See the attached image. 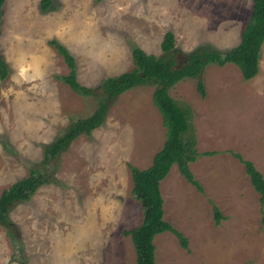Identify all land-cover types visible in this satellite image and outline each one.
<instances>
[{
    "label": "rangeland",
    "instance_id": "rangeland-1",
    "mask_svg": "<svg viewBox=\"0 0 264 264\" xmlns=\"http://www.w3.org/2000/svg\"><path fill=\"white\" fill-rule=\"evenodd\" d=\"M40 1L4 0L2 6L0 54L9 73L0 79V193L39 164L46 143L97 107L95 97L55 78L68 68L48 40L74 56L81 84L99 88L104 78L134 68V45L163 55L168 30L179 60L201 44L235 46L252 6L251 0H52L42 10ZM262 47L258 72L248 80L233 63H208L201 75L205 96L191 77L168 89L190 109L200 155L189 165L203 192L175 164L160 182L164 219L186 237L187 248L172 232L158 233L156 264H264V204L230 152L251 160L264 177ZM155 87L138 84L118 95L102 125L51 162L52 181L12 205L24 264H135L123 231L141 223L143 210L130 167H148L165 140L152 102ZM7 230L0 225V264H18Z\"/></svg>",
    "mask_w": 264,
    "mask_h": 264
},
{
    "label": "trees",
    "instance_id": "trees-1",
    "mask_svg": "<svg viewBox=\"0 0 264 264\" xmlns=\"http://www.w3.org/2000/svg\"><path fill=\"white\" fill-rule=\"evenodd\" d=\"M251 12L240 30V40L235 46L220 50L210 44H201L187 55L185 62L177 59L175 37L171 30L164 33L160 42L163 55L156 56L145 52L134 45L131 55L134 68L124 71L117 76H109L102 80L99 88L81 84L77 79V69L74 56L56 39L48 40L62 56L68 72L55 75V78L65 83L72 91L81 96H92L97 99V107L86 116L71 121L63 132L53 141L43 146L42 159L33 166L27 176L17 179L0 193V225L7 228V232L15 245L16 253L12 259L18 264H24L22 245L13 232L15 227L9 216L12 205L19 201H27L43 184L52 181L53 162L62 152L66 151L72 141L81 134L89 135L95 128L101 126L105 120L110 104L121 93L138 84H155L152 102L158 109L165 127V140L162 147L155 152L151 164L146 168L131 166L132 192L142 206L143 219L133 228L124 230L130 236L135 250V264H156L154 237L161 232H172L180 245L187 248L186 237L164 219L163 198L160 182L168 175L175 164L179 173L187 182L203 192V187L195 179L190 163L195 161L200 153L196 149L195 130L191 125L189 107L180 106L168 93V89L184 78H195L196 87L202 96L205 89L201 75L208 63L219 66L225 63L235 64L244 80L254 77L258 72L259 53L264 42V0H251ZM4 0H0V25ZM52 0H41L40 8L46 10ZM9 73L6 60L0 54V79H5ZM244 166L250 183L259 194L260 204H264V177L251 160L243 158L240 153L230 151ZM205 155H212L214 151H205ZM215 223L219 224L221 214L214 205Z\"/></svg>",
    "mask_w": 264,
    "mask_h": 264
},
{
    "label": "water",
    "instance_id": "water-1",
    "mask_svg": "<svg viewBox=\"0 0 264 264\" xmlns=\"http://www.w3.org/2000/svg\"><path fill=\"white\" fill-rule=\"evenodd\" d=\"M177 57L180 58L181 55L178 54ZM181 60H182V61H180V62H185L186 59H185V58H182Z\"/></svg>",
    "mask_w": 264,
    "mask_h": 264
},
{
    "label": "flooded vegetation",
    "instance_id": "flooded-vegetation-1",
    "mask_svg": "<svg viewBox=\"0 0 264 264\" xmlns=\"http://www.w3.org/2000/svg\"><path fill=\"white\" fill-rule=\"evenodd\" d=\"M178 55V54H177ZM177 59H179L178 57H177ZM179 61H182V60H179Z\"/></svg>",
    "mask_w": 264,
    "mask_h": 264
},
{
    "label": "crops",
    "instance_id": "crops-1",
    "mask_svg": "<svg viewBox=\"0 0 264 264\" xmlns=\"http://www.w3.org/2000/svg\"><path fill=\"white\" fill-rule=\"evenodd\" d=\"M238 44V43H237ZM263 48V47H262ZM262 50V49H261Z\"/></svg>",
    "mask_w": 264,
    "mask_h": 264
}]
</instances>
